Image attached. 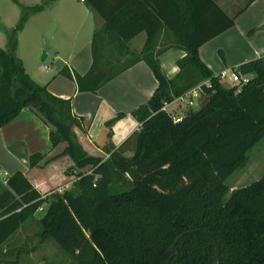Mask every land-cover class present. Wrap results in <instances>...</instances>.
Returning a JSON list of instances; mask_svg holds the SVG:
<instances>
[{"label": "trees", "instance_id": "1", "mask_svg": "<svg viewBox=\"0 0 264 264\" xmlns=\"http://www.w3.org/2000/svg\"><path fill=\"white\" fill-rule=\"evenodd\" d=\"M13 1L19 20L13 27L1 26L6 47L0 46V126L30 108L50 128L56 149L51 156L30 155V168L69 157L77 181L73 190L44 197L24 172L9 176L7 188L0 190V247L48 202L39 219L41 235L54 239L78 264H167L176 240L193 229L216 237L220 264H264V175L226 198L228 178L247 164L249 151L264 138V56L238 67L239 74L253 77L237 92L240 85H223L222 75L198 53L254 0L234 15L216 0H166V6L156 0V13L138 0H86L105 23L94 34L90 70L76 76L79 90L96 92L140 60L159 82L148 102L133 111L140 129L121 145L113 143L112 128L122 114L107 122L104 158L80 143L72 101L37 83L17 55L19 34L30 18L57 0ZM164 29L186 53L172 78L157 59L167 49L159 46ZM141 31L148 39L137 53L128 42ZM196 86L198 108L175 123L164 103ZM215 254L207 235L190 234L178 241L170 264H212Z\"/></svg>", "mask_w": 264, "mask_h": 264}, {"label": "crops", "instance_id": "2", "mask_svg": "<svg viewBox=\"0 0 264 264\" xmlns=\"http://www.w3.org/2000/svg\"><path fill=\"white\" fill-rule=\"evenodd\" d=\"M19 1L32 5L40 0ZM138 1L156 13V0ZM216 1L229 15L238 11L235 7H226L223 0ZM163 4L166 6V0ZM166 10L164 7L165 15ZM16 13L14 8L10 20L17 23L20 11L18 15ZM104 23L105 20L87 1L57 0L49 9L30 18L19 34L17 47L23 66L37 83L46 86L54 96L72 101V114L81 124L75 131L83 147L88 151L87 145H93L102 153L101 147L108 138L107 122L122 114L112 128L113 143L121 145L141 127L133 111L147 103L159 85L149 64L140 60L96 92L79 90L76 76H84L90 70L94 34ZM147 39V31H141L128 42V46L141 53ZM0 46L6 47L2 31ZM159 46L167 48L157 56L160 67L168 78H172L180 70L178 62L185 51L169 29L162 31ZM198 53L216 75L237 71L241 64L263 57L264 0H254L235 18L233 26L201 45ZM44 54L46 59L42 61ZM63 70L72 75L64 74ZM225 78L221 81L223 85H226ZM55 151L50 128L30 108L22 109L14 119L0 126V167L9 170L5 172L8 176L17 171L29 174L32 169L30 155L40 152L51 156ZM65 158L69 157L33 168L45 169Z\"/></svg>", "mask_w": 264, "mask_h": 264}, {"label": "rangeland", "instance_id": "3", "mask_svg": "<svg viewBox=\"0 0 264 264\" xmlns=\"http://www.w3.org/2000/svg\"><path fill=\"white\" fill-rule=\"evenodd\" d=\"M247 1L223 0L226 7H235L238 10ZM14 8L18 15L20 10L13 0H0V31L4 34V41L6 40V35L1 26L13 27L15 25V20H10ZM183 56L184 52L181 53V57ZM230 73L225 78V86L227 87H231L233 84L229 77ZM252 77L253 75L249 76L250 80ZM177 84L181 85L182 80L177 82ZM175 107L176 103L168 109L171 110ZM175 110L179 112V109ZM87 149H89L88 152L91 155L104 158V154L95 149L93 145L88 144ZM248 156L247 164L236 170L228 178L227 183L231 190L226 198L230 196L233 189L247 186L264 175V138L249 151ZM73 164L74 162L71 158H65L45 169L32 168L27 175L31 183L46 197L50 196L54 191L73 190L74 183L77 181L71 169ZM6 171L9 170L0 167V190L8 186L7 180L9 176L4 175ZM48 205V202L45 203L37 211L35 219L24 223L19 231L0 247V264H78L59 247L54 239L41 235L39 219L46 212Z\"/></svg>", "mask_w": 264, "mask_h": 264}, {"label": "built area", "instance_id": "4", "mask_svg": "<svg viewBox=\"0 0 264 264\" xmlns=\"http://www.w3.org/2000/svg\"><path fill=\"white\" fill-rule=\"evenodd\" d=\"M81 1L84 2L86 0H81ZM185 55L186 53L184 52V56ZM226 75L227 74L223 73L222 78L223 77L225 78ZM249 76L241 75L239 73H236L235 71H232L229 75L230 79L233 81V85H240L237 92L241 91V86L243 84H246L250 81ZM200 96H201L200 88L199 86H196L190 89L189 91H187L186 93L176 97L172 102H165L163 109L167 111V113L171 116V118L175 123L180 122L185 116L187 110H189L190 108H195V109L198 108ZM175 103H176V107L169 110L168 108ZM175 109H179V112L176 111ZM5 175H7V173H5Z\"/></svg>", "mask_w": 264, "mask_h": 264}, {"label": "water", "instance_id": "5", "mask_svg": "<svg viewBox=\"0 0 264 264\" xmlns=\"http://www.w3.org/2000/svg\"><path fill=\"white\" fill-rule=\"evenodd\" d=\"M45 59H46V54L43 55L42 61ZM195 233H204L205 235H207L212 240V242L214 243V245L216 247V254H215L214 261L212 264H220L221 248H220L218 240L216 239V237L214 235H212L211 233H209L207 231H203L202 229H193V230L186 231L181 237L188 236L190 234H195ZM181 237H179L178 240H176V242L174 243V245L172 247V253H171L170 257L168 258L167 264H170L171 260L177 254V252H178V241L181 239Z\"/></svg>", "mask_w": 264, "mask_h": 264}]
</instances>
